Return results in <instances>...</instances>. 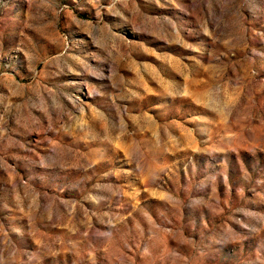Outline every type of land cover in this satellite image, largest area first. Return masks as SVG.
<instances>
[{"label": "rangeland", "instance_id": "obj_1", "mask_svg": "<svg viewBox=\"0 0 264 264\" xmlns=\"http://www.w3.org/2000/svg\"><path fill=\"white\" fill-rule=\"evenodd\" d=\"M0 264H264V0H0Z\"/></svg>", "mask_w": 264, "mask_h": 264}]
</instances>
